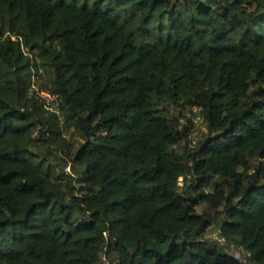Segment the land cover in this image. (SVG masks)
I'll return each mask as SVG.
<instances>
[{
	"label": "trees",
	"instance_id": "obj_1",
	"mask_svg": "<svg viewBox=\"0 0 264 264\" xmlns=\"http://www.w3.org/2000/svg\"><path fill=\"white\" fill-rule=\"evenodd\" d=\"M6 31L0 264H264V0H0ZM171 106L207 124L184 156ZM75 119L70 175L32 146Z\"/></svg>",
	"mask_w": 264,
	"mask_h": 264
},
{
	"label": "rangeland",
	"instance_id": "obj_2",
	"mask_svg": "<svg viewBox=\"0 0 264 264\" xmlns=\"http://www.w3.org/2000/svg\"><path fill=\"white\" fill-rule=\"evenodd\" d=\"M33 59L35 61L39 60L37 56H35ZM52 80L53 75L50 72L40 69L39 72L33 76V87L31 95L37 96L40 99L38 93H52L49 90L53 84ZM170 119L173 129L178 135V144L175 147L176 152L179 155L184 156L186 152L189 149L193 148L195 146V143L199 139H201L207 132V124L203 118V113L199 110L194 111L190 108L171 106ZM77 125L78 121L76 119L73 120L70 126H66L65 124L61 123V135L56 136L55 139L49 143L38 140L34 143V146H32L33 151L38 153L39 157H44L46 153L47 161H52L56 164L59 163L57 169L59 171L63 170L65 173V167L68 164L72 163L73 153H75L80 148L85 140ZM39 135L40 133L38 130H35L33 132V138L37 139ZM51 135L52 134L49 132L46 134L47 137H50ZM35 159L36 161L41 160V158ZM258 165L259 162H253V167H257ZM72 172L73 175L76 174L73 167ZM180 185H183L182 182ZM192 186L193 184L191 183L189 189H184L186 191V196H195V194L192 193ZM210 189L211 186L205 187L206 191ZM198 210L208 218H212L214 215L213 211H211L204 204L198 205ZM210 235L214 239H218V237H220L219 230L218 228H216V226L215 228H211ZM231 252L241 255V257L246 261L244 257L245 255L242 251L232 249ZM113 257V253H110L108 255H106L105 253L98 264H111V259ZM249 264H255V260L251 259Z\"/></svg>",
	"mask_w": 264,
	"mask_h": 264
},
{
	"label": "built area",
	"instance_id": "obj_3",
	"mask_svg": "<svg viewBox=\"0 0 264 264\" xmlns=\"http://www.w3.org/2000/svg\"><path fill=\"white\" fill-rule=\"evenodd\" d=\"M7 38H10V39L15 40V41H21V38L17 37L16 35L11 33L10 31L0 33V40H4ZM32 87H33V85L30 88V94H32V92H31ZM38 95L40 96L41 102H42L43 107L46 111L52 112V113H59V110H58L59 101H58V96L56 94L40 92V93H38ZM192 110L198 111L199 109L194 107ZM65 173L73 175L71 164H68L65 167ZM218 240H224V239L221 237H218Z\"/></svg>",
	"mask_w": 264,
	"mask_h": 264
}]
</instances>
